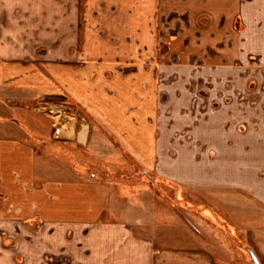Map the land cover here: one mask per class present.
<instances>
[{
	"label": "crops",
	"instance_id": "obj_1",
	"mask_svg": "<svg viewBox=\"0 0 264 264\" xmlns=\"http://www.w3.org/2000/svg\"><path fill=\"white\" fill-rule=\"evenodd\" d=\"M59 1L56 13H24L29 26L10 14L0 36V264H224L169 244L175 215L145 207L122 173L92 170L129 157L154 172L161 43L186 41L163 57L184 64L195 45L229 64L239 37L264 57V0ZM57 103L79 111L54 127L39 105Z\"/></svg>",
	"mask_w": 264,
	"mask_h": 264
},
{
	"label": "rangeland",
	"instance_id": "obj_2",
	"mask_svg": "<svg viewBox=\"0 0 264 264\" xmlns=\"http://www.w3.org/2000/svg\"><path fill=\"white\" fill-rule=\"evenodd\" d=\"M42 4L48 7L45 13H56L63 5L59 0H0V36L8 33L10 14L29 26L24 13ZM179 27L172 31L178 34ZM234 29L244 31L239 18ZM242 38H236L240 49L235 51L229 43L230 63L223 66L213 64L215 51L214 59L204 58V48L196 45L188 53L189 64L177 55L164 60L170 48L182 51L186 41L161 43L156 170L128 157L122 163H96L102 169L92 172L122 173L121 184L139 191L135 195L145 207L154 200L162 213L175 215L172 246L204 247L224 264H255L252 250L264 264V57L248 55ZM63 105L72 113L79 111ZM169 223L162 219L160 224Z\"/></svg>",
	"mask_w": 264,
	"mask_h": 264
},
{
	"label": "built area",
	"instance_id": "obj_3",
	"mask_svg": "<svg viewBox=\"0 0 264 264\" xmlns=\"http://www.w3.org/2000/svg\"><path fill=\"white\" fill-rule=\"evenodd\" d=\"M40 109L47 113L54 121L59 120L62 122L63 119H69L72 112L68 111V108L65 105H51V104H41L39 105ZM59 123L54 122V127H57Z\"/></svg>",
	"mask_w": 264,
	"mask_h": 264
},
{
	"label": "water",
	"instance_id": "obj_4",
	"mask_svg": "<svg viewBox=\"0 0 264 264\" xmlns=\"http://www.w3.org/2000/svg\"><path fill=\"white\" fill-rule=\"evenodd\" d=\"M249 253L252 257V260L254 261L255 264H261L256 256V254L252 251V250H249Z\"/></svg>",
	"mask_w": 264,
	"mask_h": 264
}]
</instances>
